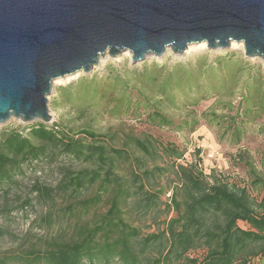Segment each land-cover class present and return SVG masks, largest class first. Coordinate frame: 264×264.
I'll list each match as a JSON object with an SVG mask.
<instances>
[{
    "label": "rangeland",
    "instance_id": "rangeland-1",
    "mask_svg": "<svg viewBox=\"0 0 264 264\" xmlns=\"http://www.w3.org/2000/svg\"><path fill=\"white\" fill-rule=\"evenodd\" d=\"M256 74L264 79L262 61L246 58L242 43L238 42H231L224 50L193 43L182 54L166 48L160 57L149 55L134 64L131 54L123 51L115 58L107 55L89 73L77 71L56 79L54 91L48 97L49 123H25L10 118L0 124V135L11 130L26 135L36 123L75 137H81L79 132L83 130L117 136L128 132L149 134L183 150L184 157L177 162L199 161L204 174L213 173L230 184L245 187L258 215L264 216V183L254 180V176L264 179V112L257 115L252 109L249 116L244 113L245 104L242 105L245 86ZM139 91L150 103H157L171 118L172 125L158 127L144 120L150 106ZM230 120L240 133L238 141L232 139L231 131H226ZM194 122L197 126L191 131L189 127ZM120 143L121 139H115L116 145ZM59 160L73 169L84 165L67 157ZM164 163V160L155 162L158 166ZM148 166L151 168L153 163ZM58 177L57 165L41 158L25 162L14 173L15 182L0 185V203L6 202L11 209L3 211L0 217V258L6 264H43L34 259L38 251L47 249L53 240L67 239L76 222H90L108 209L105 197L88 210H80L76 198L70 197L52 208L41 205L32 193L33 183L54 184ZM173 181L167 171L156 176L151 189L160 191V195L151 213L132 203L122 207L125 219L138 226L142 234L156 231L174 216V211L167 207ZM93 190L78 198L89 196ZM68 204H73L72 211ZM240 226L248 227L242 223ZM260 246L264 250V241L252 245L255 251ZM201 252L191 251L188 256L200 257ZM256 257L255 264H264L260 251Z\"/></svg>",
    "mask_w": 264,
    "mask_h": 264
},
{
    "label": "trees",
    "instance_id": "trees-1",
    "mask_svg": "<svg viewBox=\"0 0 264 264\" xmlns=\"http://www.w3.org/2000/svg\"><path fill=\"white\" fill-rule=\"evenodd\" d=\"M258 75L245 86L242 98L244 113L249 116L252 109L257 115L264 112V79ZM139 95L150 106L144 118L147 123L172 125L157 103H150L140 91ZM196 126L194 122L189 129ZM226 131L239 140L240 133L231 120ZM79 134L81 137H75L36 123L26 135L16 130L0 135V185L15 182L14 173L25 162L42 158L57 165L59 177L54 184L33 183L32 193L41 205L52 208L70 197L76 198L80 210H88L102 198L108 199L104 213L90 222H76L67 239L53 240L34 259L43 264H255L257 252L264 255L263 246L256 251L252 247L264 241V216L258 215L245 187L213 173L204 174L199 161L177 162L184 151L149 134L117 136L89 130ZM115 139H121L119 146ZM65 157L84 165L73 169L59 160ZM157 160H164V165H156ZM149 163H153L151 168ZM165 171L175 181L167 204L174 216L156 231L142 234L125 219L122 207L132 203L144 212L155 210L160 191L151 188L156 176ZM254 180L264 183L259 177L254 176ZM92 188L89 196L78 198ZM68 205L72 211L73 204ZM7 207L6 202L0 203V217L3 211L11 210ZM240 223L248 227L242 228ZM196 250H202L200 257L188 256ZM0 264H6L5 259L0 258Z\"/></svg>",
    "mask_w": 264,
    "mask_h": 264
},
{
    "label": "water",
    "instance_id": "water-1",
    "mask_svg": "<svg viewBox=\"0 0 264 264\" xmlns=\"http://www.w3.org/2000/svg\"><path fill=\"white\" fill-rule=\"evenodd\" d=\"M231 42L264 67V0H0V124L49 123L54 81L105 53L128 51L134 64Z\"/></svg>",
    "mask_w": 264,
    "mask_h": 264
},
{
    "label": "bare ground",
    "instance_id": "bare-ground-1",
    "mask_svg": "<svg viewBox=\"0 0 264 264\" xmlns=\"http://www.w3.org/2000/svg\"><path fill=\"white\" fill-rule=\"evenodd\" d=\"M106 57H107V53L105 55L104 54L103 55H100L98 57V63H102Z\"/></svg>",
    "mask_w": 264,
    "mask_h": 264
}]
</instances>
